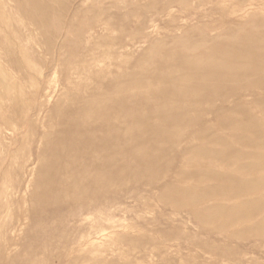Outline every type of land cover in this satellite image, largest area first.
Returning <instances> with one entry per match:
<instances>
[{"label": "rangeland", "instance_id": "374dc122", "mask_svg": "<svg viewBox=\"0 0 264 264\" xmlns=\"http://www.w3.org/2000/svg\"><path fill=\"white\" fill-rule=\"evenodd\" d=\"M0 71V264H264V0H0Z\"/></svg>", "mask_w": 264, "mask_h": 264}, {"label": "bare ground", "instance_id": "6f19581e", "mask_svg": "<svg viewBox=\"0 0 264 264\" xmlns=\"http://www.w3.org/2000/svg\"><path fill=\"white\" fill-rule=\"evenodd\" d=\"M45 5V4H44ZM247 38V37H246ZM256 39V38H255ZM237 42V41H236ZM253 42V41H252ZM251 43V42H250ZM237 44V43H236ZM234 45H235V43H234ZM237 46V45H236ZM239 47V46H238ZM230 48V47H229ZM231 49L232 48H230V50L229 51H231ZM254 49V48H253ZM235 50V49H234ZM240 50H242V49H240ZM245 51V50H244ZM233 53V52H232ZM242 53V52H241ZM235 54V53H234ZM240 56V55H239ZM212 59V58H211ZM226 62V61H225ZM253 70V69H252ZM172 85V84H171ZM264 106V105H263ZM252 121V120H251ZM229 123V122H228ZM231 123H232V121H231ZM230 123V124H231ZM225 124V123H224ZM223 124V125H224ZM228 126V125H227ZM227 126H225V128L227 127ZM235 126V125H234ZM251 126H253V125H251ZM231 127V126H230ZM226 129H228V128H226ZM248 129V128H247ZM205 132H207V131H205ZM209 135H211V134H209ZM254 135H255V133H254ZM253 135V136H254ZM258 136L256 137V140H255V142H256V144H257V146H259V147H261V148H263L264 149V139L263 138H261L260 136H259V134H257ZM204 136V135H203ZM216 136V135H215ZM211 137V136H210ZM209 138V137H208ZM221 138V137H220ZM223 138V137H222ZM214 139V138H213ZM215 140V139H214ZM223 140V139H222ZM217 141V140H216ZM225 141V140H224ZM223 142V141H222ZM242 142V141H241ZM223 143H226V142H223ZM222 144V143H221ZM253 145V144H252ZM255 145V144H254ZM254 145L252 146V148H254ZM256 146V145H255ZM234 147V146H233ZM227 148V147H226ZM225 148V149H226ZM232 148V147H231ZM234 148H236V147H234ZM207 149V148H206ZM211 149V148H210ZM206 151H209V150H206ZM214 151H215V149H214ZM218 151H220V150H218ZM195 152H196V150H195ZM198 152V151H197ZM234 152V150L232 151L231 149L228 151V154L231 156V154H234L233 153ZM236 152V151H235ZM264 152V151H263ZM201 153H202V151H201ZM209 154H210V152H208ZM207 153V154H208ZM217 153V152H216ZM219 153V152H218ZM246 153H248V152H246ZM203 154V153H202ZM206 154V155H207ZM236 154H238V151L236 152ZM240 155V154H239ZM250 155V154H249ZM211 156H212V154H211ZM233 156H236L235 154L233 155ZM241 156V155H240ZM205 157V156H204ZM216 157V156H215ZM220 157V156H219ZM229 157V156H228ZM227 157V158H228ZM232 157V156H231ZM212 158H213V156H212ZM259 161H260V163L263 161L264 162V154L263 155H260V156H257L256 157ZM227 160V159H226ZM245 162V161H244ZM262 162V163H263ZM264 164V163H263ZM249 168V167H248ZM250 170V169H249ZM258 170H259V167H258ZM242 171V170H241ZM220 173H222V172H220ZM187 174V173H186ZM189 174H191V173H189ZM193 174V173H192ZM219 175V174H218ZM192 176V175H191ZM185 177V176H184ZM198 179V178H197ZM218 179V178H217ZM230 182H232L233 181V179H231V178H227ZM222 180V179H221ZM252 180V179H251ZM232 183H234V182H232ZM237 183H239V182H237ZM229 184V183H228ZM235 184V183H234ZM240 187H239V190H238V192H237V194L236 195H240V194H247V193H252V192H254V191H256V190H258V189H261V190H263L262 188H264V179H261V180H256V181H247V182H241L240 183ZM239 186V185H238ZM206 187H208V186H206ZM210 187H211V185H210ZM202 189V188H201ZM215 190V189H214ZM224 191V190H223ZM220 192V191H219ZM208 195V194H207ZM227 195V194H226ZM239 197V196H238ZM193 200V199H192ZM251 201V200H250ZM224 206H226V205H224ZM264 206V205H263ZM215 207V206H214ZM220 209V208H219ZM227 209V208H226ZM263 209V208H262ZM233 210V209H232ZM237 210V209H236ZM228 212V211H227ZM236 212V211H235ZM233 216V215H232ZM231 217V216H230Z\"/></svg>", "mask_w": 264, "mask_h": 264}, {"label": "crops", "instance_id": "0c3cea01", "mask_svg": "<svg viewBox=\"0 0 264 264\" xmlns=\"http://www.w3.org/2000/svg\"><path fill=\"white\" fill-rule=\"evenodd\" d=\"M5 74L0 71V84L4 83Z\"/></svg>", "mask_w": 264, "mask_h": 264}]
</instances>
